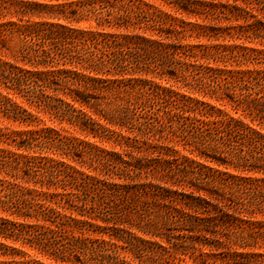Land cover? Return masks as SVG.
I'll list each match as a JSON object with an SVG mask.
<instances>
[{
    "label": "trees",
    "instance_id": "16d2710c",
    "mask_svg": "<svg viewBox=\"0 0 264 264\" xmlns=\"http://www.w3.org/2000/svg\"><path fill=\"white\" fill-rule=\"evenodd\" d=\"M43 1L0 0L35 127L0 131V264H264V0Z\"/></svg>",
    "mask_w": 264,
    "mask_h": 264
},
{
    "label": "rangeland",
    "instance_id": "374dc122",
    "mask_svg": "<svg viewBox=\"0 0 264 264\" xmlns=\"http://www.w3.org/2000/svg\"><path fill=\"white\" fill-rule=\"evenodd\" d=\"M32 1V0H30ZM36 1V0H33ZM40 2H48V1H43V0H39ZM71 0H59L57 1H51L50 3L52 4H58V3H66L69 4L71 3ZM87 22L83 21L79 24V26H86ZM254 46V45H252ZM260 48V47H258ZM158 81V80H155ZM164 83V82H163ZM171 84H173L172 81H170ZM205 100H208L207 98H205ZM210 101V100H208ZM211 103H214L213 101H210ZM47 126H50V122L46 121L45 122ZM28 129H35V127H24L21 125H18L17 123H13V122H8L7 120L1 119L0 118V131L3 133H7L10 136H17L19 133L27 131ZM107 148L109 147V145H105ZM149 159V161L151 162V165H156V163H158V161L161 160L160 157L158 156H151V157H147ZM214 167H216V165L212 164ZM147 172L145 173V175H147L148 179L154 183H157L156 179L154 178V176H157V174H155L154 170H146ZM174 232V231H173ZM176 234V232H174ZM25 260H29V258H26Z\"/></svg>",
    "mask_w": 264,
    "mask_h": 264
}]
</instances>
